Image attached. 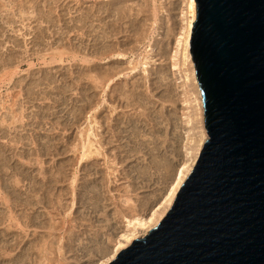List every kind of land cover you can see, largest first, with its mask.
<instances>
[{"label":"rangeland","instance_id":"rangeland-1","mask_svg":"<svg viewBox=\"0 0 264 264\" xmlns=\"http://www.w3.org/2000/svg\"><path fill=\"white\" fill-rule=\"evenodd\" d=\"M188 3L0 0V264L99 263L191 164L207 130Z\"/></svg>","mask_w":264,"mask_h":264},{"label":"water","instance_id":"water-1","mask_svg":"<svg viewBox=\"0 0 264 264\" xmlns=\"http://www.w3.org/2000/svg\"><path fill=\"white\" fill-rule=\"evenodd\" d=\"M208 138L173 206L109 264H264V0H196Z\"/></svg>","mask_w":264,"mask_h":264},{"label":"bare ground","instance_id":"bare-ground-1","mask_svg":"<svg viewBox=\"0 0 264 264\" xmlns=\"http://www.w3.org/2000/svg\"><path fill=\"white\" fill-rule=\"evenodd\" d=\"M188 6H189V9H190L189 12H191L190 13L191 18L188 21V26L186 27L187 28L186 29V33H185V36L183 38L185 44L184 43L183 44L185 45V51L188 53L187 54L188 58H190L192 60V64H193L192 66L194 67V75H195V77H194L195 79L194 80L196 81V83H197L196 86L198 87L199 92L201 93L202 92L201 91V86H200V82H199L197 74H196V67H195V63H194V61L192 59L193 56H192V53H191L192 30H193L194 22L197 19V1L196 0H189ZM125 56L126 55L123 54V53H118V55H117L118 58H116V59H119V60L120 59H125ZM105 61H107V60L105 59L104 62ZM137 66L139 67V65H137ZM137 66L133 65V67L131 68V73L132 72L134 73V71H136ZM145 68H147V67L145 66ZM97 73H96V75L93 76L94 77L93 79L98 80V78L100 77L99 80H102L101 82L107 80L109 78V74H110L109 72L108 73L100 72L98 74ZM118 74L119 75H117L115 78L109 79V83H108L109 85L116 78H118V76L122 77V73H118ZM148 74L150 75L149 72H148ZM129 75H131V74H129ZM104 102H106V103L108 102L107 98H104ZM101 106L102 105L97 106L95 108L94 112L97 113ZM201 109H202L201 113H202V117H203V113L205 114V108H203V106H201ZM96 118L97 117L95 116L94 113H93V115L90 118L91 119L90 120V130H91V134L92 135L96 134L95 133V125L98 124V123H96V122H98V120L96 121ZM207 134H208V132H207ZM207 134L206 133L203 134L204 138L202 140H199V141H201V143H199V146L197 148V152H196L194 158L192 159L191 164L190 165H187L188 163L186 165L184 164V166H182L180 169H178L176 171L177 173L175 174L174 180H173L172 184L170 185L169 189H167L168 191L165 194L164 198L161 200L160 204L158 203L159 204L158 207H155L148 216H144V215H140V214L134 215L132 217L131 216L130 217L129 216H124L125 224H124L123 233L116 240L112 250L109 251L108 255H105V257L97 264H109L112 260L117 258V256L121 253L122 250H124L125 248L130 246L131 243L133 242V240L145 237L146 235H148L150 233V231L154 227H156L163 220V218L166 216V214L168 213L170 208L173 206V204L175 202V199H176V196H177L182 184L186 181L187 177L189 176V174L193 170V168H194V166H195V164H196V162H197V160L199 158L201 150H202V148H203V146L205 144L204 142H206V139H207V136H208ZM88 142H89L88 144H86V142L83 144V149H84V152L82 154L84 156L83 158H85V156H87L89 153L93 152L92 151V146L94 145V143H93V141L90 138H89ZM31 187H33V186H31ZM34 191L35 190L31 189L28 192L27 199H26V203L28 205H31L34 200H37L39 203L42 200L41 197L38 198L40 196V194L36 195L34 193Z\"/></svg>","mask_w":264,"mask_h":264}]
</instances>
